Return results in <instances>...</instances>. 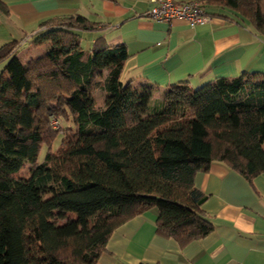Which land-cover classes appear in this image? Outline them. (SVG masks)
Listing matches in <instances>:
<instances>
[{
    "label": "trees",
    "instance_id": "16d2710c",
    "mask_svg": "<svg viewBox=\"0 0 264 264\" xmlns=\"http://www.w3.org/2000/svg\"><path fill=\"white\" fill-rule=\"evenodd\" d=\"M197 1L264 36V0ZM41 26L27 49L0 47V264H94L111 233L149 208L161 236L203 238L211 224L195 175L213 162L248 179L264 173V74L174 83L151 103L153 86L120 80L124 45L81 47L78 33L94 23L74 15ZM91 87L104 92L101 108ZM54 117L66 124L53 128Z\"/></svg>",
    "mask_w": 264,
    "mask_h": 264
},
{
    "label": "crops",
    "instance_id": "0c3cea01",
    "mask_svg": "<svg viewBox=\"0 0 264 264\" xmlns=\"http://www.w3.org/2000/svg\"><path fill=\"white\" fill-rule=\"evenodd\" d=\"M1 1L7 12L0 11V47L17 41L27 49L45 21L81 15L95 29L79 32L80 44L124 45L120 80L153 86L151 103L174 83L198 87L244 72L264 74V36L227 9H205L210 21L189 27L147 17L152 0ZM194 186L206 197L200 206L211 224L206 236L184 244L161 236L158 211L149 208L111 233L94 264H264V173L248 179L213 162L195 175Z\"/></svg>",
    "mask_w": 264,
    "mask_h": 264
},
{
    "label": "built area",
    "instance_id": "2783aa9c",
    "mask_svg": "<svg viewBox=\"0 0 264 264\" xmlns=\"http://www.w3.org/2000/svg\"><path fill=\"white\" fill-rule=\"evenodd\" d=\"M152 7L146 16L155 22L170 23L182 21L189 27L210 21L202 6L195 1L177 4L173 0H152Z\"/></svg>",
    "mask_w": 264,
    "mask_h": 264
},
{
    "label": "rangeland",
    "instance_id": "374dc122",
    "mask_svg": "<svg viewBox=\"0 0 264 264\" xmlns=\"http://www.w3.org/2000/svg\"><path fill=\"white\" fill-rule=\"evenodd\" d=\"M190 1H195L198 3L197 0H190ZM81 47L84 49V50H87L89 49V45L87 44V42L83 41L81 43ZM36 54H39V52H34L33 55H36ZM103 78V75L101 76H95L94 78V82H98V83H101V80ZM90 95L91 97L93 98L94 100V103H95V107L96 108H101L103 106V103H104V92L101 90L100 87H91L90 88ZM65 123V122H64ZM64 123H62V121L57 118V117H54L52 120H51V124L53 126V128H56V129H61V124L62 126H64ZM66 124V123H65ZM60 141H61V138L58 136L56 137V139H54V141L51 143V147H50V151L51 152H55L59 145H60ZM46 148L44 146H42V148L40 149V152L38 154V163L42 162L45 154H46ZM29 175V164H25L24 167L16 174V177L17 178H21V179H25L27 178ZM74 216L71 215V214H67L66 216V221L67 220H70L72 219ZM65 220H60V219H56L55 222L57 224H62L65 222Z\"/></svg>",
    "mask_w": 264,
    "mask_h": 264
}]
</instances>
